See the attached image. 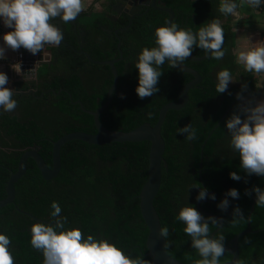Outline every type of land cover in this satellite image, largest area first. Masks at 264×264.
Listing matches in <instances>:
<instances>
[{
    "label": "trees",
    "instance_id": "1",
    "mask_svg": "<svg viewBox=\"0 0 264 264\" xmlns=\"http://www.w3.org/2000/svg\"><path fill=\"white\" fill-rule=\"evenodd\" d=\"M238 1L234 0L236 4ZM160 2L175 10L176 16L173 21L182 28H190L193 32H198L199 28L212 18H219L224 29L225 55L222 59L217 60L209 57L202 61L191 59L184 61L185 64L198 70L203 79L189 91L190 98L185 107L180 110L172 109L168 112L162 128V135L166 141L164 158L168 166H163L162 185L154 204L160 215L162 227L166 226L169 229V235L166 237L168 252L173 257L192 264L191 260L185 259L186 254L193 259L200 257L196 250L191 247V238L183 231L185 225L176 219L179 206L190 204L205 218L211 216L202 212L200 207L207 212L219 215L223 219V226L215 236L218 238L223 235L225 245L237 233L247 228L248 213L255 196V193L252 192L253 187L258 186L264 189V177L255 174L249 176L240 167L239 153L232 149L230 134L226 127V120L244 103V100L237 99L236 94L240 92L245 100L252 99L255 101V97L259 94V78L253 73L246 72L241 65L236 63L233 52L237 44V33L234 30L231 15L225 17L217 11L219 0H160ZM260 8H264V3L260 5ZM169 17L168 12L152 8L148 13L136 17L130 29L120 32L123 40L132 42L130 47L133 48V53H130L127 44L126 47L122 46L124 59L116 63L120 79L119 86L114 93L112 103L100 116L106 127L130 131L147 122L155 125L160 109L169 102L177 101L183 86L193 79L192 74L179 68H171L166 61L161 68L162 75L157 85L159 91L145 99H140L136 94L138 71L135 69V62L138 53L144 47L156 46L155 29L158 26L166 25ZM88 18L86 20L101 18V15L96 14ZM128 23L129 16H122L118 24L125 27ZM69 26L72 25H68L67 29ZM67 29L66 31H68ZM68 33H70V37L74 36L72 30ZM96 36L101 37V41L107 44L105 47L109 46L111 51L106 55L100 48L92 52L93 58L105 60L120 57L117 48L119 39L116 35L104 42L103 39L107 36L99 28ZM262 39H264V31L262 32ZM62 49L64 51V48ZM56 50L55 47L49 48L48 56L55 54ZM192 53L197 56L206 54L199 47H194ZM66 54L70 58L72 52H66ZM42 67H39L38 72L41 77H45L48 72ZM63 68L66 76L57 77L59 81L53 83L56 91L65 87L75 100L81 99L86 109L89 110H97L106 102L108 91L113 84V74L109 65L92 64L89 67L92 72L87 77V81L93 89L91 92L84 88L82 81L75 72L73 63L65 64ZM222 69H228L236 79L233 84L228 85V90L221 94L216 92V73ZM100 73L104 74V81L101 83H99L102 79ZM242 85H246L245 90H242ZM120 94H123L124 98H121ZM14 99L17 101V108L14 111L19 114H13L14 111L11 113L4 112L0 109L2 122L0 129L4 131L9 128L7 133L14 134L16 140L13 142V147L20 148L27 144H34L39 138L42 140L40 151L44 154L50 152L53 143L45 139L49 135L47 133L49 131L41 128L38 124L39 121L49 117L53 119L47 123V126H51L55 120L67 122L65 132L53 134V136L49 135L53 140L73 131L97 132L94 117L74 106L69 94L65 92L59 98L60 101L54 104L50 113L44 111L42 103L33 96L23 95L20 97L15 95ZM226 113L224 120L216 127ZM19 115L21 120H25L24 122L20 121ZM30 118L32 119L26 122ZM187 124H191L196 129L197 139L194 141H189L183 134L177 133L178 128ZM69 143L71 146L80 143L88 148H93L96 150L98 159L116 164L114 167L117 170L116 178L112 175L114 182L113 186L109 188L107 178L103 173H100V170L96 169L97 171L93 174L98 175L88 179L82 178L75 190L70 188L59 189V194L56 197L45 198L48 206L52 204L51 199L53 201L59 199L60 201L63 200L66 206L75 203L79 210L80 208L93 209V212L100 213L99 220L101 223H94V220L89 221V219L85 220L81 230L85 237L92 234L94 237L107 239L131 258L143 254V258L151 260L154 264L148 255L149 228L141 213L139 196L148 177L151 143L139 141L96 145L82 140H72ZM5 145L10 146L6 141ZM8 155L6 152L4 157L0 159L2 174L7 172V167H16L18 164V157L10 159ZM123 162L129 166L126 173H124ZM81 163L83 162H79L78 165ZM95 163L97 164V162ZM133 168L137 170H135L137 172L135 175L132 174ZM230 172H236L241 179L239 181L231 179ZM201 175L205 186L202 184ZM132 177L135 178V183L131 181ZM5 179L7 177L4 174L3 178L0 179V199L7 195ZM193 185H199L205 188L207 192L215 191L218 196L214 194L215 200L209 196L198 201L196 197L199 188L193 187ZM231 188L237 189L239 199L228 196L229 206L227 210H221L218 204L226 197V193ZM246 190L251 195H247ZM53 191L56 192L52 189L51 192ZM199 202H201L200 206L198 205ZM66 206L65 210L70 211L66 209ZM237 206L242 210L244 219H240L234 224L232 223L233 212ZM8 210L9 207H5L1 213H6ZM210 228L213 232L217 227L210 224ZM252 228L262 230L246 234L240 238L239 259L244 264H264V208L256 207V205L252 215ZM8 234L9 236L13 235L12 230ZM28 246L27 239H24L20 251L17 249L10 250L14 262L41 264L38 263L40 257H37L36 252H32L31 247ZM232 259L233 255L228 251H225L220 258L221 263L229 262Z\"/></svg>",
    "mask_w": 264,
    "mask_h": 264
},
{
    "label": "clouds",
    "instance_id": "2",
    "mask_svg": "<svg viewBox=\"0 0 264 264\" xmlns=\"http://www.w3.org/2000/svg\"><path fill=\"white\" fill-rule=\"evenodd\" d=\"M248 4L258 8L264 0H241V6ZM234 0H219L217 11L227 17L229 15L240 19ZM86 10L84 0H0V21L9 31L2 34L3 43L0 44V60H6V53L11 50L19 51L21 48L32 55L42 53L46 46L61 44L63 34L59 27L53 23L59 18L67 24L77 18ZM155 47H144L138 53L135 69L138 71V85L136 94L140 99L153 96L159 91L157 87L162 75L161 68L167 61L171 68L180 67L192 55L194 47H199L210 54V58L222 59L224 50V29L219 18H212L201 26L198 32L190 28H182L174 21L155 29ZM236 63L241 65L248 73L257 77L264 76V39L249 43L234 50ZM13 70L20 74V64L12 65ZM236 77L228 69L216 73V92L225 93L229 83ZM9 79L5 72L0 71V109L4 112H13L17 108L14 99L15 92L8 87ZM246 85H242V90ZM121 98L123 94H120ZM238 100L244 103L238 107L226 120V127L230 134L232 149L239 153L240 167L249 176L255 174L264 177V100H245L240 92L236 94ZM150 115V114H149ZM189 141L197 139L196 129L187 124L177 129ZM230 178L239 181L241 177L236 172H230ZM196 197L198 201L210 196L215 200L214 194L199 185ZM256 207L264 208V189L254 186ZM247 195H251L246 190ZM230 196L239 199V192L231 188L226 197L218 204L221 210H227ZM51 217L54 224L34 222L31 225V244L33 248L43 255L42 264H152L151 260L143 258V254L131 258L123 250L107 239L86 237L79 228L64 227L66 218H59L61 208L55 201L51 204ZM176 219L185 227L184 233L191 238V247L196 250L199 259L185 256L192 264H221L220 258L224 255V236H212L210 224L218 227L220 220L215 217L205 218L190 204L180 205ZM244 219L242 210L237 206L233 212L232 223ZM163 238L169 235V229L163 226L159 229ZM11 239L0 233V264H14L11 254ZM227 264V262H225ZM233 264H244L240 259Z\"/></svg>",
    "mask_w": 264,
    "mask_h": 264
},
{
    "label": "flooded vegetation",
    "instance_id": "3",
    "mask_svg": "<svg viewBox=\"0 0 264 264\" xmlns=\"http://www.w3.org/2000/svg\"><path fill=\"white\" fill-rule=\"evenodd\" d=\"M127 10L132 11V6L128 9L124 8L107 15L99 14L101 15V18H91V20H86V18L89 17L88 16L89 14L87 12L82 13L84 17L82 19L80 18V22L78 23V26L77 27L69 26V28L67 29L68 31H66L67 33L65 40L67 45L61 43L58 47L55 46V48H57L55 54H52L49 57V61L51 63L42 65L43 66L42 68H44V70L48 72L47 75L45 77H41L38 74L37 77L32 76V78H29L26 81L16 82L15 86L20 93L15 95L20 97L23 95L33 96L34 98L37 99L38 102L42 103L43 110L50 113L52 112L51 109L54 107V104L60 101L59 98L65 92L69 94L71 103L77 108H80L84 111L82 105L84 107L85 105L81 99L75 100L73 95L65 87H61L58 91H56V89L53 87V83L59 81L57 77L61 78L63 76H66L63 67L65 66V64L69 65L71 62L75 65V72L78 78L82 81L84 88L88 92L93 91V89L90 87V84L87 81V77L92 72L89 69V67H91L92 64H97V63L90 61L87 58V56L84 54V52L89 53L93 58L92 52L101 48L105 52V54L108 55L111 50L109 46L105 47L107 44H104L101 41L102 39L101 37L96 36L97 31L99 28H101L105 36H107L103 39L105 40L104 42L110 40L113 35H116V30H120L126 27V26L121 27L119 26L118 23H119V19L122 16H130ZM142 11L144 12L145 10ZM70 30H72V32L74 33V36L72 37H70L69 36L70 33H68L70 32ZM124 31L126 30L119 31V34L120 32H124ZM131 43H132L131 41L123 40V38L121 37V50L123 51L122 46L124 45V47H126L127 44L128 50L130 51V53H133V48L130 47ZM62 48H64V51ZM118 50L120 52L119 48ZM66 52H72L70 58L69 56H67ZM47 54L49 53L47 52ZM123 59H124V51H123ZM95 60H99V59H95ZM105 60H110V59H105ZM100 74H101L100 78L102 77V79L99 81V83L104 81V77H103L104 74L103 73ZM233 83L234 81L229 84H233ZM101 88L102 87L100 86V89ZM16 113L19 114L17 111H14L13 114ZM21 119L22 118H20V121L22 122L25 121ZM31 119L32 118L26 120V122H29ZM52 119H53L52 117L43 119L39 121L38 124L39 126H41V128L48 130L49 132L47 133L52 136L53 134H61L65 132V128L67 127V122L66 121L60 122L58 120H55L54 122L51 123V126H47V123ZM1 123L2 122L0 119V124ZM9 130H10L9 128H6L4 131L0 129V159L3 158L4 153L7 152V154H9L8 156L10 157V159L18 157V164L16 167L15 166L7 167L6 169L7 172L5 173L3 172V174L0 171V179L3 178L4 174L7 177V179H5L6 181L3 180L5 181L6 192L9 181L12 175L18 172L21 158L23 154L26 152L36 150L44 158L48 167L53 170L55 166L54 152H53L54 142L58 140V139L53 140V138L50 137L49 135L46 136L45 139L50 140L53 143L52 144L53 147L50 152L44 154L43 152L40 151L42 140L39 138H37V141L34 144L31 145L27 144L20 148L13 147V142H15L16 139L14 137V134L7 133V131ZM5 141L9 143L10 146H6ZM69 142L64 144L61 148L60 171L58 172L57 175L51 176L48 179L44 176L36 159L30 156L27 161L26 172L15 183L16 194H15L14 202L9 203L8 205H5L0 209V233L7 235L11 239L12 244L10 246V250L17 249L20 251L22 240L27 239L29 243L28 247H31L30 250L32 252H36L37 257H40L38 263L41 264L43 262V255L40 251L33 248L31 244L32 234L30 229H31V225L34 222H44L49 224L55 223L54 219L51 217L52 208L51 206H48V204L46 203L47 199L45 198H49L50 196L56 197L59 194L58 192L59 189L63 190L70 188L75 190L77 184L80 183L82 178L88 179L90 177H96L98 174H93V173L97 170H100V173L101 174L103 173L104 176L107 178L109 188L113 186V182H114L112 175H114L116 178L117 170L114 169L116 164H113L111 161L104 162L103 160L98 159L96 155L97 154L96 150L93 148H88L80 143L78 144L75 143L74 145L71 146ZM79 162H83V163L78 165ZM95 162H97V164ZM123 168L125 169L124 173H126V171L129 168L126 162H123ZM135 170L136 169L133 168L132 170L133 175L137 173L135 172ZM131 181L135 183V178L132 177ZM50 189L51 190L53 189L56 192L54 191L51 192ZM50 202H53V200L51 199ZM55 202H57L61 208V215L59 218H66L67 222L64 225L66 229L75 227L82 230V227L84 226L83 224L84 221L88 219L89 221L94 220V223L95 222L101 223V220H99L100 213L97 214L96 212H93V209L80 208L79 210L77 209L75 203L66 206V204H64L65 202L63 200L60 201L59 199L55 200ZM65 206L66 209L70 211H66ZM5 207H9L8 212L1 213V210ZM11 230L13 235L9 236L8 233ZM14 264H19V263L14 262ZM29 264H36V263L29 262Z\"/></svg>",
    "mask_w": 264,
    "mask_h": 264
},
{
    "label": "water",
    "instance_id": "4",
    "mask_svg": "<svg viewBox=\"0 0 264 264\" xmlns=\"http://www.w3.org/2000/svg\"><path fill=\"white\" fill-rule=\"evenodd\" d=\"M129 5L132 6V11L127 10L129 12V23L125 28L120 30H116V35L119 39L118 48L120 49L121 56L119 58L110 59V60H95L91 57V55L87 52L84 54L90 61L94 63L101 64V65H109L113 72V84L110 87L107 95L106 102L100 106L97 110H89L86 109L82 104L84 111L91 114L94 117L95 126L97 128L96 133H89L85 131H74L65 134L60 139L54 142V169H50L46 164L44 158L36 151L32 150L23 154L19 170L17 173L13 174L9 184L7 186V197L5 199L0 200V209L8 205L9 203L14 202L15 194H16V187L15 183L19 180V178L26 172L27 161L30 156L34 157L42 170L44 176L48 179L51 176H55L58 174L61 168V148L64 144L72 140H82L90 144L96 145H103L109 144L114 142H139V141H149L151 143L150 148V164H149V171L148 177L143 185L140 196V206H141V213L145 223L149 228V234L147 238V247H148V255L152 258L154 264H189L184 261H181L175 257H173L168 252L167 247V239L163 238L159 234V229L162 227V222L158 210L154 204L155 198L159 193L162 185V178H163V166H168L164 154L166 151V141L162 135V128L164 122L166 120L167 114L170 110H180L185 107L189 101V91L197 86L203 79L202 75L198 70L195 68L185 64L178 67L180 70L190 73L193 75V79L187 82L179 93V99L177 101H172L165 104L159 111V117L155 125L151 123H143L142 125L130 130H115L106 127L100 119L102 112L110 106L113 101L114 93L116 92L119 86V73L116 66V63L123 59V51L121 50V36L119 31L121 30H128L130 29L134 19L138 16L143 15L144 13H148L150 9L154 8L157 10H162L168 12L170 17L167 21L171 22L174 20L176 16L175 10L171 7L161 4L160 0H127ZM128 9V8H127ZM142 10H145L144 12ZM91 15V14H89ZM83 15L80 13L77 18L67 24L63 23L59 18H56L53 23H55L60 31L63 34V39L61 43L67 45L66 43V29L68 24H71L73 27H77L78 23L80 22V18ZM55 46H46L44 51L38 55H32L27 50L21 48V57L16 58L14 61L7 62L3 65V72H5L9 79L8 87L12 88L15 94H19L20 92L16 88V82L18 81H26L31 76L37 77L39 72L38 69L40 66L51 63L49 61V56L47 54L49 48H54ZM210 57L209 53L204 54L203 56H197L192 53V55L187 58L193 61H202ZM20 64L22 72L17 74L12 65ZM29 78H28V77ZM31 92V91H30ZM25 93V92H24ZM78 103V102H76ZM227 113L223 116L222 120L216 125L218 127L220 123L224 120ZM215 127V128H216ZM201 173V170H200ZM202 184L205 186V183L202 179ZM209 194H215L218 196V193L213 191H208ZM255 196L253 198V202L251 204V208L248 213L247 219V228L237 233L227 244L224 245L226 251L230 252L233 255V259L227 264H233V261L240 258V250H239V240L242 236L259 232L262 229L254 230L252 228V215L255 210ZM200 203L198 205L200 206ZM201 211L206 213L211 217H215L220 220V225L212 232V236H215L216 233L221 229L223 226V219L216 214H212L207 212L205 209L200 207ZM225 264V263H221Z\"/></svg>",
    "mask_w": 264,
    "mask_h": 264
},
{
    "label": "crops",
    "instance_id": "5",
    "mask_svg": "<svg viewBox=\"0 0 264 264\" xmlns=\"http://www.w3.org/2000/svg\"><path fill=\"white\" fill-rule=\"evenodd\" d=\"M84 3L86 5V10L82 13L87 12L88 14H91V16L96 14L107 15L116 12L117 10L131 7L127 0H84ZM237 5L239 6L237 12L239 13L240 19L231 16L234 30L237 33V44L235 49L260 40L262 38V32L264 31V13L258 12L257 8L255 9L246 3L241 6V0L238 1ZM88 16L91 17L90 15ZM256 19L261 20L255 23ZM1 22L2 21H0V23ZM6 31H9V29L5 27L1 28L0 37H2V34ZM2 43V38H0V44ZM6 55V60H0V71H3L2 68L4 64L18 58L16 53L11 50H9ZM30 78H32V76Z\"/></svg>",
    "mask_w": 264,
    "mask_h": 264
},
{
    "label": "rangeland",
    "instance_id": "6",
    "mask_svg": "<svg viewBox=\"0 0 264 264\" xmlns=\"http://www.w3.org/2000/svg\"><path fill=\"white\" fill-rule=\"evenodd\" d=\"M256 9V8H255ZM257 11L260 12V13H264V8H260L258 7L257 8ZM91 16V15H90ZM244 16V15H243ZM246 17V16H244ZM91 18V17H90ZM89 19V18H88ZM259 20L261 19H256L255 20V23L256 22H259ZM253 31V30H252ZM255 32V31H253ZM259 34V33H258ZM260 36V35H259ZM262 39V38H261ZM259 78V94L255 97V101H258V100H264V76L262 77H258ZM261 85V86H260Z\"/></svg>",
    "mask_w": 264,
    "mask_h": 264
},
{
    "label": "built area",
    "instance_id": "7",
    "mask_svg": "<svg viewBox=\"0 0 264 264\" xmlns=\"http://www.w3.org/2000/svg\"><path fill=\"white\" fill-rule=\"evenodd\" d=\"M3 27H4V26H3V23L1 22V23H0V29L3 28ZM15 53H16V55H17L18 58H20L21 55H22L21 52H20V50H19V51H16ZM0 63H1V62H0Z\"/></svg>",
    "mask_w": 264,
    "mask_h": 264
}]
</instances>
